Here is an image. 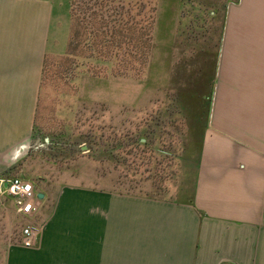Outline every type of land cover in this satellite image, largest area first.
Instances as JSON below:
<instances>
[{
	"label": "crops",
	"instance_id": "obj_1",
	"mask_svg": "<svg viewBox=\"0 0 264 264\" xmlns=\"http://www.w3.org/2000/svg\"><path fill=\"white\" fill-rule=\"evenodd\" d=\"M217 2L221 11L209 5L212 16L221 12L212 92L180 98L206 103L204 132L186 148L197 152L196 175L190 192L170 199L19 177L44 62L65 52L71 17L54 0H0V181L32 183L38 203L29 218L40 228L33 247L20 231L3 264H264V0ZM183 3L164 0L161 22ZM98 87L85 82L84 98Z\"/></svg>",
	"mask_w": 264,
	"mask_h": 264
},
{
	"label": "rangeland",
	"instance_id": "obj_2",
	"mask_svg": "<svg viewBox=\"0 0 264 264\" xmlns=\"http://www.w3.org/2000/svg\"><path fill=\"white\" fill-rule=\"evenodd\" d=\"M54 1L69 12L70 35L64 53L45 59L31 149L17 176L158 198L190 192L198 157L187 153V127L195 104L180 98L195 95L204 74L213 81L221 2L184 0L162 23L164 0ZM212 3L220 16L210 14ZM93 79L102 87L84 98ZM24 224L13 198L0 194V264Z\"/></svg>",
	"mask_w": 264,
	"mask_h": 264
},
{
	"label": "built area",
	"instance_id": "obj_3",
	"mask_svg": "<svg viewBox=\"0 0 264 264\" xmlns=\"http://www.w3.org/2000/svg\"><path fill=\"white\" fill-rule=\"evenodd\" d=\"M0 181V194H8L15 199L16 213L25 219L22 227L24 247H33L40 234V228L32 223L30 216L36 212L38 199L30 181L21 178L7 180V186Z\"/></svg>",
	"mask_w": 264,
	"mask_h": 264
},
{
	"label": "trees",
	"instance_id": "obj_4",
	"mask_svg": "<svg viewBox=\"0 0 264 264\" xmlns=\"http://www.w3.org/2000/svg\"><path fill=\"white\" fill-rule=\"evenodd\" d=\"M207 76L206 74H204V76L202 77L203 79L200 80L199 84L197 85H193V91L190 92L189 95H192L194 92H195V95L199 97H201L206 91L207 89V86H208V81H207ZM183 93V92H181ZM182 95V94H181ZM186 95V94H185ZM194 95V96H195ZM184 96V94H183ZM194 108V113L192 115H189L188 118L190 120L189 124H188V135H189V138L191 139V142L190 144L192 143V145H196V141H195V138H198L197 136L200 134L202 135L203 134V126H202V121H203V117L205 115V106L198 102L196 103V107L193 106Z\"/></svg>",
	"mask_w": 264,
	"mask_h": 264
},
{
	"label": "water",
	"instance_id": "obj_5",
	"mask_svg": "<svg viewBox=\"0 0 264 264\" xmlns=\"http://www.w3.org/2000/svg\"><path fill=\"white\" fill-rule=\"evenodd\" d=\"M45 143H48V139H45ZM25 145L22 146V150L24 151L23 154H26V149L29 148V147H31V144H30V146H25ZM14 158H12V159H14ZM6 186H7V181L4 182V187H6Z\"/></svg>",
	"mask_w": 264,
	"mask_h": 264
}]
</instances>
